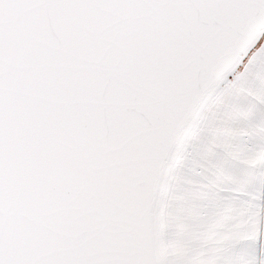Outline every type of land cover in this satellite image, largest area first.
I'll list each match as a JSON object with an SVG mask.
<instances>
[{
    "label": "snow or ice",
    "instance_id": "1",
    "mask_svg": "<svg viewBox=\"0 0 264 264\" xmlns=\"http://www.w3.org/2000/svg\"><path fill=\"white\" fill-rule=\"evenodd\" d=\"M0 264H264V0H0Z\"/></svg>",
    "mask_w": 264,
    "mask_h": 264
}]
</instances>
